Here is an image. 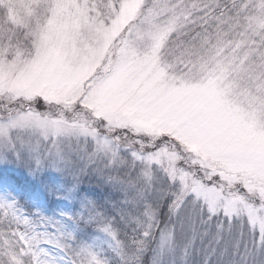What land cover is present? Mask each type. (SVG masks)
Here are the masks:
<instances>
[{
	"label": "snow or ice",
	"instance_id": "6c2138e0",
	"mask_svg": "<svg viewBox=\"0 0 264 264\" xmlns=\"http://www.w3.org/2000/svg\"><path fill=\"white\" fill-rule=\"evenodd\" d=\"M0 264H264V0H0Z\"/></svg>",
	"mask_w": 264,
	"mask_h": 264
}]
</instances>
